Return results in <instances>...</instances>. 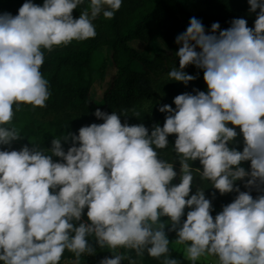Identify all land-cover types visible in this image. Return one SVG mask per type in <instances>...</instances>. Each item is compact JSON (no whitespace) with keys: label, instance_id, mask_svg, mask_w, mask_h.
I'll use <instances>...</instances> for the list:
<instances>
[{"label":"clouds","instance_id":"obj_1","mask_svg":"<svg viewBox=\"0 0 264 264\" xmlns=\"http://www.w3.org/2000/svg\"><path fill=\"white\" fill-rule=\"evenodd\" d=\"M84 2L24 0L17 14L0 13V145L22 137L13 120L23 104L47 106L45 50L94 38L97 17L112 19L124 0H87L75 18L73 10ZM248 4L254 27L241 17L225 29L213 22L206 31L193 16L176 36L179 67L167 77L187 85L197 76L185 69L195 65L204 70L207 91L176 95L174 108L161 105L167 113L162 127L149 131L144 123L122 122L120 112L96 108L102 123L55 136L47 150L36 143L0 147V261L61 264L68 251L74 259L66 264H80L82 254L96 251L89 241L94 237L114 254L99 264H138L145 252L162 264H181L169 254V221L161 219L168 217V231H176L171 243L184 246L191 264L208 257L215 264H264V190L254 198L235 183L264 186V0ZM229 123L243 135L242 151L232 146L238 133ZM169 134H176L181 164L177 184L171 183L173 162L158 151L168 147ZM69 139L65 151L62 141ZM197 159L202 180L221 194L238 193L215 217L204 188L190 195ZM243 161H250V170Z\"/></svg>","mask_w":264,"mask_h":264},{"label":"trees","instance_id":"obj_2","mask_svg":"<svg viewBox=\"0 0 264 264\" xmlns=\"http://www.w3.org/2000/svg\"><path fill=\"white\" fill-rule=\"evenodd\" d=\"M24 0H0V13L10 12L17 14L18 8ZM43 4V0H34ZM87 6V0L73 10V16L78 18L81 10ZM259 9L256 10L258 12ZM199 18L210 30L213 22H219L221 29L230 27L233 18H245L248 26L254 27L257 18L255 12H250L248 0H124L122 7L112 19H106L101 14L94 21L97 35L84 41H72L66 46L54 47L52 51L45 50V61L41 71L49 81L50 97L47 106L33 108L23 104L16 112L13 123L19 128L21 138L12 141L10 145H0L6 149L19 150L27 144L30 148L33 143L44 150L51 148V140L74 132L78 135L81 126L91 123H102V118L95 116L96 108L111 113H121L122 122L128 124L144 123L149 131L159 123L163 126L167 113L160 112L163 104L175 107L174 97L184 92L195 94V89L207 91L203 77V69L189 65L185 69L197 78L187 85L179 81H170L167 72L173 66L179 67V57L175 53L166 54L161 50L152 51V46L160 48L157 40L163 41L171 50L178 48L176 36L189 24L191 17ZM142 42L144 46L137 49L133 46ZM103 48L111 50L112 65L102 53ZM107 76L111 81L101 101L92 96L93 87L98 81L103 82ZM137 113L139 115L137 116ZM230 127H233L230 125ZM176 134H169V145L159 149L160 157L173 162L174 170L181 168L179 155L174 151ZM65 151L71 146V140L62 141ZM243 150L244 144L234 141L233 145ZM54 160H61L53 156ZM195 181L204 188L206 198L211 199L212 215L222 211L224 205L232 202L238 193L236 191L221 194L210 181L202 180L195 168L203 166L199 160L192 161ZM242 166L250 170V161H243ZM180 181V174L173 179ZM245 180L248 177L244 178ZM236 181L235 183H237ZM256 187V186H255ZM264 188V186H263ZM213 193L215 196L213 197ZM191 195V194H190ZM182 221L186 219L187 211ZM87 209L82 219L87 220ZM162 220L171 222L168 217ZM170 240V255L178 259L181 264H191L178 252L171 243L176 238V231H168ZM90 243L96 249L92 254H82L80 264H99L104 257L114 254L107 247L101 248L94 237H89ZM135 257L133 250L120 249ZM215 258V257H213ZM74 259V254L65 251L61 264ZM162 259L149 256L146 252L138 259V264H162ZM216 259V258H215ZM0 264H4L0 261ZM121 264H128L123 260ZM196 264H207L196 262Z\"/></svg>","mask_w":264,"mask_h":264},{"label":"rangeland","instance_id":"obj_3","mask_svg":"<svg viewBox=\"0 0 264 264\" xmlns=\"http://www.w3.org/2000/svg\"><path fill=\"white\" fill-rule=\"evenodd\" d=\"M157 43H158V45L160 46L161 49H159V48L157 47V45H156V46H152V51H153V50L156 51L155 53L158 52L157 50H161V51H163V52L166 53V54H169V53H175L176 51H178V48H179V47H178V48H173V49L171 50L169 47L165 46V43H163V41H160L159 39L157 40ZM133 46H134L135 48H137V49H141V48L144 46V44H143L142 42H136V43L133 44ZM102 53H104L105 57L107 58V63H109V65H112L113 62L111 61V58H110L111 50L108 49V48H103ZM110 81H111V77H110V76H107V77L105 78V80H103V82L98 81V82L96 83V85L93 87V90H92V96H94V99L99 100V101H101V100L103 99V96H104L105 91L107 90V88H108V86H109ZM230 125H231V124L229 123V126H230ZM232 126L236 128V131H237V133H238V135H237V137L235 138V140H237L238 142L243 143V135H242V133H240V129H239V127H238V126H234V125H232ZM235 140H234V141H235ZM176 172H177L178 174H181V168H176ZM179 182H180V181H179L178 179H176L175 182H174L173 184H177V183H179ZM236 184L239 185L241 191H250V194H251L254 198H255L256 196H258L259 194H261V191L264 190L263 186H256V187H255V186H252L251 188L246 187V186H245V183H244V180L238 181ZM198 187H201L200 184L197 183V182H194V184H193L192 187H191V192H190V194L195 193ZM201 188H202V187H201ZM172 246H173L178 252H180V253L183 254V248H184L183 245H179V246H177V245H175V244H172ZM198 262H200V263H207V264H215L216 259L213 258V257H208L207 259H205V258H201Z\"/></svg>","mask_w":264,"mask_h":264},{"label":"built area","instance_id":"obj_4","mask_svg":"<svg viewBox=\"0 0 264 264\" xmlns=\"http://www.w3.org/2000/svg\"><path fill=\"white\" fill-rule=\"evenodd\" d=\"M64 264H66V262Z\"/></svg>","mask_w":264,"mask_h":264}]
</instances>
